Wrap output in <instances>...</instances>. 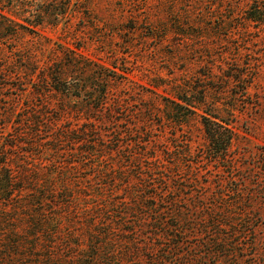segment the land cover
I'll use <instances>...</instances> for the list:
<instances>
[{"label": "rangeland", "instance_id": "1", "mask_svg": "<svg viewBox=\"0 0 264 264\" xmlns=\"http://www.w3.org/2000/svg\"><path fill=\"white\" fill-rule=\"evenodd\" d=\"M254 1L41 0L31 33L12 21L17 0H0V163L15 182L0 183V264H264ZM74 54L83 74L105 73L103 107L87 81L81 97L39 93ZM187 86L230 123L218 159L199 116L172 112Z\"/></svg>", "mask_w": 264, "mask_h": 264}, {"label": "trees", "instance_id": "2", "mask_svg": "<svg viewBox=\"0 0 264 264\" xmlns=\"http://www.w3.org/2000/svg\"><path fill=\"white\" fill-rule=\"evenodd\" d=\"M40 1L41 0L33 2L34 4H29L24 1L17 0L16 4L9 7L8 11H10L12 15H15L20 21L11 20L14 21L23 32L28 31L36 33L38 28L42 27L44 22L47 21L46 15L49 13V8H43L41 3H39ZM247 18L258 24H264V0H255L253 2L248 10ZM5 28L6 27L3 26V29ZM75 56V54L68 56V58H66L60 65L53 64L50 72L40 75L39 82L41 81L42 83H38V85L41 86L39 93L47 95L45 89L48 85H50L58 93L81 97L82 95H85L88 90L86 87L83 88V86H81V81H87L90 82V86L88 87L93 90L90 91V99L92 101L90 105L91 108L103 107L105 104L104 101L107 99V93L106 87H100L101 84L105 85V73L97 72L98 76L96 73L91 76L86 73L83 74L82 70L84 69V65L79 62ZM91 69V71L95 72L93 68ZM189 91L191 94L193 93V98L188 97L187 94H190ZM175 93V97L177 98V101L174 102L176 108L175 111L173 110L172 112L178 114L181 108H183L190 113L197 114L204 130L207 148L209 149L208 151L217 157L216 159L220 158L228 151V147L232 144L233 132L230 128V123L227 120H224L222 116L214 112L211 108L204 106L206 105L205 96L204 92L200 90V88L198 89L194 87L192 88V86H187V88H185V94H181L179 92ZM177 114H175V116H177ZM171 119H174V116H171ZM180 121L181 120L179 119V123ZM0 168L2 170L4 169L6 172V174L0 172V183L3 185L1 191L8 192L14 188V174L10 173V168H7L4 162L0 163ZM15 190L21 191L22 186H19V188H16ZM8 200H10V198H8Z\"/></svg>", "mask_w": 264, "mask_h": 264}]
</instances>
